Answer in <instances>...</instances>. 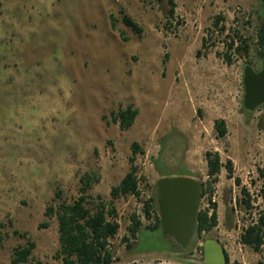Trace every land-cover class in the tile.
<instances>
[{"label":"rangeland","instance_id":"374dc122","mask_svg":"<svg viewBox=\"0 0 264 264\" xmlns=\"http://www.w3.org/2000/svg\"><path fill=\"white\" fill-rule=\"evenodd\" d=\"M173 3L171 17L167 0H0V264H10L13 250L28 241L34 249L25 264H63L56 217L46 218L45 211L77 199L84 174L99 178L90 202L99 197L116 212L112 263L192 264L196 243L186 253L139 252L149 244L138 246L128 228L132 215L142 230L156 224L157 206L147 216L144 204L162 177L187 172L205 185L206 152H218L222 165L230 161L232 174L222 168L200 200L198 211L216 206L217 225L205 240L219 242L228 264L264 261V251L240 243L260 210L264 184V109L242 108L241 85L246 62L260 68L255 29L261 4ZM124 15L140 35L123 24ZM231 40L235 46L248 41V58L227 51ZM129 106L138 115L122 131L113 117ZM215 120L225 122L222 139ZM132 144L139 149L134 156ZM157 159L163 176L152 163ZM131 162L139 195L111 200L110 189ZM242 189L250 209L236 203ZM44 223L48 227H40Z\"/></svg>","mask_w":264,"mask_h":264},{"label":"trees","instance_id":"16d2710c","mask_svg":"<svg viewBox=\"0 0 264 264\" xmlns=\"http://www.w3.org/2000/svg\"><path fill=\"white\" fill-rule=\"evenodd\" d=\"M167 5L170 7L168 14L172 17L174 10L173 0H167ZM123 24L129 28L133 33L140 35L141 30L138 25L132 21L129 17H122ZM220 18H216L214 27H218ZM256 29H255V51L260 60L264 56V8L260 5L259 10L256 13ZM113 27V24H111ZM220 32L224 31L223 27L219 28ZM227 51H234L236 54L248 58L250 53V45L248 41L244 40L239 45L234 44V40H231L227 45ZM225 59L230 62V56L225 54ZM246 65L251 66V62H246ZM242 85V81H241ZM243 96V91H242ZM258 109H264L261 106ZM138 111L132 107L125 109H119L117 114L113 117V121L118 123L119 129L124 131L130 128ZM213 127L216 133L217 139H222L227 134V128L224 120H215ZM139 149L136 144H132V155H136ZM206 167H207V179L205 185L202 184L201 198L206 194L207 190L212 191L213 185L218 182V176L222 168L225 169L227 177L231 178L232 166L231 162L227 161L225 165H222L220 155L218 152H206L205 153ZM129 171L122 178L119 185L114 186L110 189L111 200L118 199L126 196H138V184L136 179V167L132 165ZM153 165L156 172L163 176L161 169L160 159L153 160ZM163 165V164H162ZM188 176L187 172H184ZM237 185L239 181L235 180ZM99 182V178H94L89 174H84L79 178V194L77 199L71 203L61 202L57 208L50 205L45 211V217L50 218L56 217L57 230H58V242L59 250L57 256L61 258L63 264H111L113 262V252L110 249L109 240L112 239L118 232L119 224L116 222V212L111 202L104 203L90 202L91 196L89 191L95 183ZM59 192H55L54 198H58ZM241 198L236 201L238 204H245L249 208L250 196L244 189L241 190ZM260 200L261 206L255 220L246 226L240 235V243L243 246L248 247L254 253H260L264 251V184L260 189ZM156 206L155 196L144 204V211L146 215H149V211L152 207ZM211 212L207 210H199L196 221V236L191 246L185 250L180 251L177 247L167 244L160 235L159 229V218L156 217V224L142 230L140 228V222L136 215H132L130 218V226L128 228V235L137 240L138 246L142 243H148L149 247L142 249L139 252H147L151 249L171 250L175 253H186L192 249V246L196 243V239L201 235L202 232L208 233L217 225L216 206L210 204ZM229 217L230 214L228 213ZM40 227H48L47 223L42 224ZM226 227L230 228L231 223H226ZM153 235L154 242L149 243L148 234ZM156 237V238H155ZM137 246V247H138ZM34 244L27 242L24 247H17L13 250V255L10 260V264H25L28 262ZM226 256V255H225ZM226 264L228 259L226 256ZM257 264H264L258 262Z\"/></svg>","mask_w":264,"mask_h":264},{"label":"water","instance_id":"95a60500","mask_svg":"<svg viewBox=\"0 0 264 264\" xmlns=\"http://www.w3.org/2000/svg\"><path fill=\"white\" fill-rule=\"evenodd\" d=\"M264 8V0H259ZM242 108L249 113L264 106V56L259 70L245 65L242 73ZM202 184L190 176L162 177L155 184V198L161 238L180 251L187 250L196 236V221ZM203 264H225L222 246L206 239L202 245Z\"/></svg>","mask_w":264,"mask_h":264},{"label":"built area","instance_id":"2783aa9c","mask_svg":"<svg viewBox=\"0 0 264 264\" xmlns=\"http://www.w3.org/2000/svg\"><path fill=\"white\" fill-rule=\"evenodd\" d=\"M211 203H213V199L210 200ZM208 207V205H207ZM211 212V210H208ZM149 214H152L151 210L149 211ZM205 241L204 232L201 233V235L196 239V247L194 249V252L192 254V260L190 262L192 264H203V255H202V245ZM111 264H180V263H174L162 259H155V260H131L126 262H116Z\"/></svg>","mask_w":264,"mask_h":264},{"label":"flooded vegetation","instance_id":"af4514ba","mask_svg":"<svg viewBox=\"0 0 264 264\" xmlns=\"http://www.w3.org/2000/svg\"><path fill=\"white\" fill-rule=\"evenodd\" d=\"M156 238V237H155ZM148 240H149V243H152V242H154L153 240H154V238H153V235L151 234V235H148ZM168 244V243H167ZM157 251H160V249H156V248H154V249H151V250H149V251H147V252H157ZM226 257V256H225ZM226 264V263H225Z\"/></svg>","mask_w":264,"mask_h":264}]
</instances>
